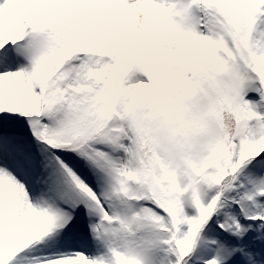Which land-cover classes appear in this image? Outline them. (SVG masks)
I'll use <instances>...</instances> for the list:
<instances>
[{"label": "snow or ice", "instance_id": "snow-or-ice-1", "mask_svg": "<svg viewBox=\"0 0 264 264\" xmlns=\"http://www.w3.org/2000/svg\"><path fill=\"white\" fill-rule=\"evenodd\" d=\"M0 264H264V0H0Z\"/></svg>", "mask_w": 264, "mask_h": 264}]
</instances>
